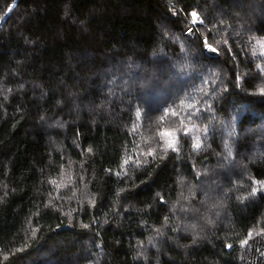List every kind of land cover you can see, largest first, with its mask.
<instances>
[{"label": "trees", "instance_id": "obj_1", "mask_svg": "<svg viewBox=\"0 0 264 264\" xmlns=\"http://www.w3.org/2000/svg\"><path fill=\"white\" fill-rule=\"evenodd\" d=\"M0 264H264V0H0Z\"/></svg>", "mask_w": 264, "mask_h": 264}, {"label": "snow or ice", "instance_id": "obj_2", "mask_svg": "<svg viewBox=\"0 0 264 264\" xmlns=\"http://www.w3.org/2000/svg\"><path fill=\"white\" fill-rule=\"evenodd\" d=\"M193 17H194V19H195V17H196V14H195V13H193ZM173 114H175V113H173ZM165 115H167V113H165ZM161 119H163V117H162ZM169 146L171 147L172 144H169ZM195 146H196V147H199V143L197 142V144H196Z\"/></svg>", "mask_w": 264, "mask_h": 264}, {"label": "water", "instance_id": "obj_3", "mask_svg": "<svg viewBox=\"0 0 264 264\" xmlns=\"http://www.w3.org/2000/svg\"><path fill=\"white\" fill-rule=\"evenodd\" d=\"M208 52H210V53H214L211 49H208Z\"/></svg>", "mask_w": 264, "mask_h": 264}]
</instances>
